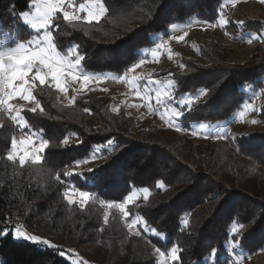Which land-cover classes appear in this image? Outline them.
<instances>
[{
	"label": "trees",
	"instance_id": "obj_1",
	"mask_svg": "<svg viewBox=\"0 0 264 264\" xmlns=\"http://www.w3.org/2000/svg\"><path fill=\"white\" fill-rule=\"evenodd\" d=\"M31 3L0 0V21L1 13L11 10L0 29H10L20 13L30 10ZM229 4L230 0H107L109 12L99 23L73 28L57 13L60 27L53 28L54 34L59 33L54 39L65 53L68 45H79L84 73L119 77L134 62L145 59L173 25L214 23ZM236 11L244 24L227 18L224 29L230 41L240 43L251 35L262 39L264 23ZM16 32L24 39L33 34L21 23ZM198 53L203 62L181 56L177 67L150 75L152 79H174L177 100L194 96L204 87L211 90L191 111L185 108L186 118L176 122L187 131L177 133L148 118H135L123 107L113 112V97L93 88L76 94L72 105L60 100L53 86L36 89L34 94L45 111L34 114L24 108L27 128L0 113V225H20L57 246L54 251L9 235L0 240V264H72L71 258L79 264H160L155 248L167 254L172 246L181 249L182 264L203 261L213 247L218 249V264H233L231 254L243 256L246 264H264V255L259 256L264 248V103L251 112L253 120L260 122L244 133L229 131L226 140L217 139L213 129L208 130L213 138L197 141L191 135L199 123L216 125L223 134L222 130L235 124L239 108L254 95H264V55L229 62L213 38L199 45ZM86 107L91 114L83 111ZM31 132L49 141L40 163L27 161L20 166L17 160L8 161L11 139ZM65 137L69 144L62 146ZM109 138L120 146L115 151L106 144ZM97 148L96 155L107 159H91ZM77 159L92 164L73 171ZM65 171L73 175L65 177ZM57 174L60 180L55 179ZM157 181L165 187L157 189ZM145 187L149 200L127 208L130 217L143 215L149 228L164 234L161 237L145 232L143 226L138 227L141 236H134L119 210L106 207L123 202L133 189ZM71 188L88 191L92 199L83 207L77 201L68 205L63 193ZM106 211L107 224L103 220ZM184 219L189 221L186 227ZM239 224L245 227L231 233ZM237 240L240 246L233 250L230 244ZM166 256L167 264H181Z\"/></svg>",
	"mask_w": 264,
	"mask_h": 264
},
{
	"label": "snow or ice",
	"instance_id": "obj_2",
	"mask_svg": "<svg viewBox=\"0 0 264 264\" xmlns=\"http://www.w3.org/2000/svg\"><path fill=\"white\" fill-rule=\"evenodd\" d=\"M107 0H83L78 5L76 0H32L30 5V10L24 11L19 14V19L25 27H28L36 32V35L32 38L24 39L17 36L14 40V46L12 47H0V113L6 114L12 121H18L21 128H27L28 122L23 119L22 112L23 106L17 107L12 104L11 101L14 99H20L23 101H28L35 106L29 109L32 113H43L45 109L41 106V101L37 99L34 94L35 90L40 88L43 90L44 86L51 87L54 85L55 89L61 93L67 94L69 91V81L72 83H80V89L73 91L84 92L85 90L91 91L88 85L95 81L97 84L103 82L106 77L93 76L86 74L82 71L81 65L84 57L79 53V45L71 44L67 46V52L59 46L57 39H54V35H59V33H53V28H59L60 25L57 23L60 17L57 13L62 15L63 21L68 22L73 28L80 27L81 23L93 24V22L99 23L102 18L106 16L109 12V8L106 6ZM230 3L235 6L237 0H230ZM261 4H264V0H260ZM83 13V15H81ZM148 18H151L150 15ZM229 21L225 18L223 13L219 14V18L214 23H209L208 26L211 28L224 27ZM239 24H244L241 20ZM191 27V25H187ZM174 29L178 27L177 25L172 26ZM43 32L40 35V32ZM188 35L185 31L183 35L176 37H169V39H176L177 41H183ZM257 37H254L256 39ZM249 44L252 40L248 41ZM168 40H162L154 48L151 49V57L156 60L161 55V50L169 51L167 47ZM171 59V55H169ZM145 63L144 59L139 60V62H134L130 67L127 68L124 75L119 77H113L117 82H126L129 85L130 91L134 93L135 98L143 101L141 105H128L129 107H144L147 108L149 113H156L161 120H163L169 128H174L177 133L187 131L186 128L182 127L180 123H176L177 120L181 118H186L187 113L185 108L189 111L193 109L195 102L200 101L202 97H207L210 95L211 90L209 88H201L198 94L194 96L185 95L176 101V106H173L172 101L174 99V90L177 87L176 81L174 79H168L166 82H162L159 79H147V85H156L157 87L152 89L145 86L141 90L138 86V82L144 80L143 74L136 73V70L140 68L141 65ZM181 69H184V65H180ZM135 73V74H133ZM133 74V75H129ZM171 75V73H169ZM38 82V83H37ZM107 91V89H102ZM154 92V95L151 93ZM264 94V90L262 93ZM77 100V96L73 95L71 99L68 100V104L72 105ZM155 101V106L151 101ZM126 103V102H122ZM163 107L164 112L159 109ZM85 113H89V108H84ZM113 112L119 111L118 108H112ZM248 111L255 112L257 109L252 103H245L243 105V110L238 113L240 118L245 116ZM259 120H252L251 123H259ZM3 125L0 124V127ZM216 125H210L207 123H199L198 130L191 131L193 137H197L202 132H206L210 129H215ZM110 130V129H109ZM222 133H215L217 139L226 140L229 138V130L224 129ZM75 135V133H73ZM207 138V137H205ZM234 138V137H233ZM80 141H78L79 143ZM69 144V140L65 137L61 141L62 146ZM107 146H109L112 151L120 147L114 138H109L106 141ZM49 147V141L47 139H41L38 146L35 144L33 135H28L22 137L18 142L15 138L11 139L12 151H9L6 159L8 161H16L18 159L19 165L24 166L27 161L31 160L33 163H40L42 160L41 153H45V150ZM100 152V148L95 150V153L91 156V159L95 160L97 158L107 159L106 157H98L96 153ZM111 154V153H109ZM76 165L88 163L87 159H77L75 161ZM89 172H93V169H88ZM51 175V173H48ZM65 177H70L73 175L72 172L65 171L63 173ZM78 175V174H77ZM56 180H60V175L57 174ZM165 187L163 181H157L156 188L162 189ZM144 193V200L147 202L149 200V189L147 187L142 189ZM79 196V203L83 207L90 199H92L91 194L88 191H78L76 188L66 189L63 193L64 200L67 201L68 205H73L76 203L72 199L73 196ZM218 196L219 193H216ZM213 199L215 196L212 197ZM137 199L136 191L127 195L123 202L120 203H108L106 207L108 209H118L122 218L125 219L126 227L134 236L140 237L141 232L136 230L139 226H143L145 232H151L156 237H161L164 234L159 232L156 228H149L147 221L143 215H135L130 217V210L127 206L133 204ZM108 213H104V223H108ZM130 221V222H128ZM189 221L187 219L182 220V224L186 227ZM245 227L244 224H239L233 226L230 232L233 234L239 233L240 229ZM102 230V229H101ZM11 235L14 239L18 241H30L36 245H43L48 248L57 250V246L51 243L48 239H42L40 236L30 234L25 231L20 225H16L14 228L8 225H0V240H3ZM235 239V236H233ZM230 244V242H228ZM240 241H236L234 244H230L234 250L236 247L240 246ZM227 246V245H226ZM264 251V248L261 249ZM155 252L160 256L168 255L171 261H181L182 256L181 249L178 246H172L170 253H165L160 247L155 248ZM59 254L64 256L63 250H59ZM82 264H87L86 261ZM167 264V260L164 262ZM195 264H218V249L216 247L211 248V250L204 257L203 261H196ZM233 264H240V262L234 261Z\"/></svg>",
	"mask_w": 264,
	"mask_h": 264
},
{
	"label": "rangeland",
	"instance_id": "obj_3",
	"mask_svg": "<svg viewBox=\"0 0 264 264\" xmlns=\"http://www.w3.org/2000/svg\"><path fill=\"white\" fill-rule=\"evenodd\" d=\"M236 9L240 10L241 12H244L247 17L251 19L258 18L264 23V4H261L260 0H241V1H237L235 6H233L232 4H229L227 7L224 8L225 18L227 19L230 17L234 21H239V16L237 14ZM10 13H11L10 9L3 11L1 13L3 18L1 19L0 23L4 22V20H6L10 16ZM81 15H83V13H81ZM19 23L22 24V21L20 19L13 22L10 26V29L9 28L0 29V47L14 46L13 40L18 36V33L16 31H17V24ZM208 24L194 21L188 24V25H191V27H188L187 25H180L176 27L175 29L172 28L171 33L167 37H164V38L161 37L159 40V43L162 40H168L167 47L168 49H170V52L161 50V55L156 60H153V58L151 57L150 55L151 51L148 52L147 54L148 56L144 59L145 63L141 65L139 69L136 70V73L143 74L145 77L144 80H141L138 82L139 88L141 90H143L145 86H148L152 89L156 88L157 86L154 84L147 85V79L150 78V75L157 73L159 71H164L171 66L177 67L178 66L177 60L181 56L196 58L200 62H203V59L199 57L198 46L205 43V41L211 38L217 41V43L219 44L220 50L226 53L227 61L229 62H243V61L248 60L254 54L264 55V33H263L262 39L258 38L259 40L254 39V37L256 36L251 35L246 39V41H243L240 43H232L225 32L224 27L226 25L224 27L211 28L208 26ZM27 29L33 32L30 38L36 35V32L34 30L28 27ZM185 31L188 32V35L185 37L183 41H177L176 39H169V37L181 36L184 34ZM42 34L43 32L41 30L40 35ZM249 40H252L251 44L248 43ZM256 40L259 41V44L255 42ZM169 55H171V59H169ZM133 74H129V75L131 76ZM101 77H106V79H104L103 82L99 84L93 81L92 83L88 85V88L89 89L93 88L96 91H98V93L100 94H108L109 96H112L114 100L112 103V108L123 107L127 110L129 114H131L135 118H138V119L148 118L153 124L163 126V127L168 126L163 120L160 119V117L156 113H149L147 108L128 106L130 104L141 105L143 104V101L135 98L134 93L130 91L129 85L126 82H123V81L117 82V80L113 79V77H108V76H101ZM155 79H159L162 82H166L168 80L166 77L155 78ZM110 82L113 84H111ZM69 85H70L69 86L70 91H68L67 94L59 92L60 94L59 99L62 100L64 103H68V100L71 99L73 95L81 93L79 91H73L74 89L76 90L80 89V83H72L71 81H69ZM52 86L54 87V85ZM105 88L107 89V91L102 90ZM151 94L154 95V92ZM253 97L254 99L248 100L247 103H252L254 107L258 109L260 104L264 103V95L260 97V95L258 94V95H254ZM173 101L176 102L177 99L174 97ZM122 102H126V103H122ZM11 103L16 105L17 107L23 106V109L24 108L31 109L32 107H34V104L28 101L20 100L18 98L12 100ZM151 103L155 106L154 100L151 101ZM159 110L161 112L165 111L163 107H161ZM241 110H243V107L237 110L235 124L230 125L229 129H227L229 131H232V134L244 133L254 128L255 126V124L251 123V121L253 120V117L251 116L252 111L246 112L245 116L243 118H240L238 116V113ZM16 122L19 125V122L18 121ZM225 123L226 121L222 122V124H225ZM196 130H198V128ZM212 131L214 133H217L219 130L216 128V129H213ZM29 135H33L35 144L38 146L39 142L41 141L39 134L37 132H31ZM25 136H28V135H25ZM25 136H22V137H25ZM22 137L17 138L16 139L17 142ZM205 137L213 138L215 136L208 135V131H206V132H202L200 135L194 138L197 141H199V140L206 139ZM10 151H12V148ZM91 164L92 163L89 162L87 163V165L75 166L72 170L79 171L84 168L90 167ZM133 191H136L137 193V199L134 202L144 201V193L142 189L140 190L133 189L132 192ZM72 199L74 201L79 202L78 194L76 196H73ZM136 230H138V228ZM156 255L159 258L160 264H164V262L167 260V256H160L158 253H156ZM231 255L234 261L238 260L240 264H246V258H244L243 256H237L234 254H231ZM263 255H264V251L259 253V256H263ZM70 261L72 262V264H79L76 258H71Z\"/></svg>",
	"mask_w": 264,
	"mask_h": 264
}]
</instances>
